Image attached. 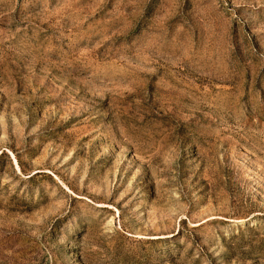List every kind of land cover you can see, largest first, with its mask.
I'll return each mask as SVG.
<instances>
[{
    "label": "rangeland",
    "instance_id": "1",
    "mask_svg": "<svg viewBox=\"0 0 264 264\" xmlns=\"http://www.w3.org/2000/svg\"><path fill=\"white\" fill-rule=\"evenodd\" d=\"M0 264H264V0H0Z\"/></svg>",
    "mask_w": 264,
    "mask_h": 264
}]
</instances>
